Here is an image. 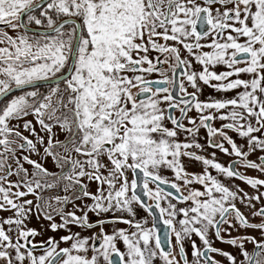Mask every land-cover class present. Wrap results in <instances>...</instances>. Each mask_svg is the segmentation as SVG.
<instances>
[{
  "label": "snow or ice",
  "instance_id": "snow-or-ice-1",
  "mask_svg": "<svg viewBox=\"0 0 264 264\" xmlns=\"http://www.w3.org/2000/svg\"><path fill=\"white\" fill-rule=\"evenodd\" d=\"M241 168L264 176V0H0V264H264Z\"/></svg>",
  "mask_w": 264,
  "mask_h": 264
},
{
  "label": "flooded vegetation",
  "instance_id": "flooded-vegetation-1",
  "mask_svg": "<svg viewBox=\"0 0 264 264\" xmlns=\"http://www.w3.org/2000/svg\"><path fill=\"white\" fill-rule=\"evenodd\" d=\"M154 78H155V77H154ZM205 87H206L207 95L211 96L212 98H217V97H218V94L215 93L214 90H212L211 88H207V86H205ZM189 91H191L190 88H189ZM201 98L203 99L204 97H201ZM190 115H192V114L190 113ZM176 116H177V118L180 117L179 112L176 113ZM185 123L187 124V120H185ZM219 124H220V121H215L213 126H219ZM168 126L171 127V124L169 123ZM205 135H206V130H205V129H201L200 134H199V138H200V142H201V143L204 142V137H205ZM230 135H233L234 139H237V142H238V143H243V141H242L239 137H237L235 133H230ZM60 138L63 139V136H61ZM181 139H183V137H181ZM226 146H227V145H226ZM210 151H212V150H208V152H210ZM216 151H217V159H218V161L221 162V163H223V164H225V165H227V164L230 163L233 159H235V157L224 156L223 154L219 153L218 150H216ZM208 152H205V153H203V154H204V155H208ZM257 153H258V152H257ZM257 153L252 154L249 158L252 159V160H256L257 157H258L259 155L262 154V153H260V154H257ZM197 154H201V153L197 152ZM33 158H36V157H33ZM184 162H185L186 167H187V169H188L189 171L200 172V171L202 170V168H203V165H202L200 162H197V161H188L187 158H185V161H184ZM25 166H26V167H29L28 165H25ZM45 167L49 168L50 171H59V170L54 166V164L51 162V160L45 161ZM240 170H241L242 172H245L246 175H249V176H252V177H256V176H255V175H256V172H257L256 170H247V171H245L243 168H241ZM212 171H213V175H215V174H216L215 171H214V170H212ZM166 175H168V177H169L170 179L172 178V173H171L170 171L167 172ZM13 179H15V177H13ZM235 183L238 184V185H240L241 187L245 188V190L248 191L249 193H252V192H253V190L250 188V186L245 185L243 182H241V181H239V180H236ZM90 187H91V190H92V191H95V184H92ZM198 187H199V186H198ZM173 191H174V190H173ZM45 194H46V195H56V194L64 195L63 192H59L57 189L49 190V191L46 192ZM28 198H29V199H34L33 197H28ZM85 203H91V201H85ZM76 204H78V205L81 204V201H76ZM257 207H259V205H257ZM67 210H73L71 204L68 205V209H67ZM242 210L245 211V212L247 211L246 209H242ZM77 215H81V213H80V212H77ZM110 215H111V214H106V218H107L108 216H110ZM117 215H122V216H124L125 218H129V217L127 216V214H125V213H117ZM89 216H90V218H93V219H94L92 213H89ZM137 218H138V217H137ZM56 220H57V222H59V221H60V218H59V217H56ZM48 224H49L48 221L43 220V219H36L35 217H33L30 221H28V226H29V227H31V228H36L38 231H41V232L43 233L42 236H38V237H36V240H38V241L41 240V239H45V240H46V239L48 238L49 235H51V236H55L56 239H59V238H60V235L68 234L67 232H65V231H63V230H61V231L58 232V233H53V232H51V230L48 228ZM71 227H72L73 231H80L82 236H83V235H92L94 232H95V233H99V231H100L99 228H96V229H90V230H82V229H80V228H78V227H76V226H74V225L71 226ZM116 227H124V228H127V225L119 224V225H117ZM105 231H106L108 234H111V232H112V227H106V228H105ZM253 234H256V233L254 232ZM233 235H235V233H233ZM194 239H196V240H197V243L199 244V240H198V238L194 237ZM174 242H175V241L173 240V243H174ZM96 243H97V246H98L99 243H100V241L97 240ZM64 246H67V245L61 244V247H64ZM117 246H118L121 250H124V246H123L122 241L119 242ZM214 246H216V247H225L224 245L220 244L219 242H216V243L214 244ZM247 247H248V249L251 251L253 246H252L251 244H249V245H247ZM226 250L232 251L231 248H226ZM234 254H235V253H234ZM215 258L218 259V260H222V259H223V258L220 257V256H216ZM191 259H192V257H191V253H190V251H189V260L191 261ZM239 259H243V257L238 256V260H239Z\"/></svg>",
  "mask_w": 264,
  "mask_h": 264
},
{
  "label": "rangeland",
  "instance_id": "rangeland-1",
  "mask_svg": "<svg viewBox=\"0 0 264 264\" xmlns=\"http://www.w3.org/2000/svg\"><path fill=\"white\" fill-rule=\"evenodd\" d=\"M9 34L14 35V33H12L11 31L9 32ZM257 154H260V153L258 152ZM255 176L256 177L259 176V178H264V176H261L258 172H256V175Z\"/></svg>",
  "mask_w": 264,
  "mask_h": 264
}]
</instances>
